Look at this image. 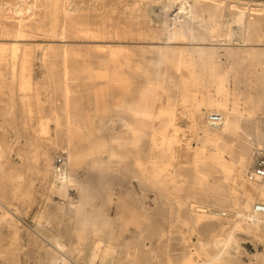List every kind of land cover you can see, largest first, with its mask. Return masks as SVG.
Segmentation results:
<instances>
[{"label": "rangeland", "instance_id": "obj_1", "mask_svg": "<svg viewBox=\"0 0 264 264\" xmlns=\"http://www.w3.org/2000/svg\"><path fill=\"white\" fill-rule=\"evenodd\" d=\"M24 1L0 0V264H264L241 217L264 203V6Z\"/></svg>", "mask_w": 264, "mask_h": 264}, {"label": "bare ground", "instance_id": "obj_2", "mask_svg": "<svg viewBox=\"0 0 264 264\" xmlns=\"http://www.w3.org/2000/svg\"><path fill=\"white\" fill-rule=\"evenodd\" d=\"M24 1V0H23ZM39 1V0H38ZM243 1V0H242ZM247 1V3H250V2H253L254 4H256L257 6L258 5H260V6H264V2L263 1H248V0H246ZM25 2V1H24ZM239 2H241V0H239ZM21 3H23L22 1H21ZM55 4V3H54ZM56 5V4H55ZM35 6V5H34ZM62 6H64V4L62 5ZM190 6V5H189ZM17 7H18V5H17ZM37 7V6H36ZM63 9V8H62ZM180 9V8H179ZM67 10V9H66ZM185 10V9H184ZM212 10V9H211ZM65 11V10H64ZM63 11V12H64ZM189 11V10H188ZM1 12V11H0ZM21 12H23V11H21ZM154 12V11H153ZM66 13V12H65ZM185 13V12H184ZM213 13V12H212ZM10 14V13H9ZM8 14V15H9ZM67 14V13H66ZM242 12H239V14L237 15V17L235 18V21H236V23H240L241 22V18H242ZM20 15V14H19ZM25 15H26V13H25ZM184 15V14H183ZM213 15V14H212ZM216 15V14H215ZM215 15H213V16H215ZM12 17H14V15L12 14L11 15ZM189 16V15H188ZM194 16V15H193ZM2 17V16H1ZM9 17V16H8ZM244 17V16H243ZM10 18V17H9ZM181 18H183V17H181ZM4 19V18H3ZM185 19V18H184ZM1 20V19H0ZM8 20V19H7ZM200 20V19H199ZM243 20V19H242ZM4 21V20H3ZM9 21H10V19H9ZM16 21V20H15ZM22 21V20H21ZM185 21H186V19H185ZM188 21V20H187ZM181 22V21H180ZM182 22H183V20H182ZM181 22V23H182ZM17 23V22H16ZM29 23V22H28ZM235 23V24H236ZM34 24V23H33ZM164 25V24H163ZM191 25V24H190ZM1 26H3V25H1ZM20 26V25H19ZM218 26V25H217ZM236 26V25H235ZM86 27V26H85ZM180 27H182V26H180ZM189 27V26H188ZM239 27V26H238ZM16 28H17V26H16ZM19 28V27H18ZM25 28V27H24ZM171 28V27H170ZM191 28H193V27H191ZM6 29H7V25H6ZM11 29L13 30L14 28H12L11 27ZM2 30V29H1ZM169 30V29H168ZM194 30V29H193ZM19 31V30H18ZM167 31V30H166ZM205 31V30H204ZM140 32V31H139ZM189 32H190V30H189ZM196 32V31H195ZM7 33V32H6ZM14 33V32H13ZM13 33H12V35H13ZM107 33V32H106ZM148 33V32H147ZM176 33V32H175ZM185 33V32H184ZM199 33V32H198ZM204 33V32H203ZM10 34V33H9ZM89 34V33H88ZM174 34V33H173ZM187 34H188V32L187 33H185V35L184 36H187ZM207 34V33H206ZM11 35V34H10ZM82 35V34H81ZM134 35V34H133ZM171 35V34H170ZM191 35V34H190ZM14 36V35H13ZM13 36H12V38H13ZM94 36V35H93ZM137 36V35H136ZM195 35H194V33H193V37H194ZM205 36V35H204ZM3 37V36H2ZM20 37H21V35H20ZM86 37V36H85ZM141 37V36H140ZM172 37V36H171ZM201 37V36H200ZM172 38H174V37H172ZM178 38H180V37H178ZM189 38V37H188ZM183 39H185L184 37H183ZM187 39V38H186ZM191 39V38H190ZM196 38H194V40H195ZM206 39V38H205ZM198 40H199V38H198ZM197 40V41H198ZM211 41V40H210ZM234 41V40H233ZM188 45V44H187ZM12 46H15V45H12ZM221 46V45H220ZM17 49V48H16ZM196 49V48H195ZM11 52V51H10ZM64 52V51H63ZM62 52V53H63ZM115 53V52H114ZM229 54V53H228ZM13 54H12V52H11V56H12ZM1 56V55H0ZM178 56V55H177ZM13 57H15V56H13ZM181 57V56H180ZM2 58V57H1ZM0 58V59H1ZM17 58V57H16ZM63 58V57H62ZM181 58H183V57H181ZM11 59H12V57H11ZM15 59V58H14ZM178 59V58H177ZM2 60V59H1ZM205 60V59H204ZM183 61H186V60H183ZM183 61H182V59H181V62L183 63ZM178 62V60L176 61V63ZM180 62V61H179ZM185 63V62H184ZM189 63V62H188ZM11 64V63H10ZM181 64V63H180ZM211 64V63H210ZM183 65V64H182ZM190 65V64H189ZM209 65V64H208ZM197 66V65H196ZM178 67V66H177ZM66 68V67H65ZM198 68V67H197ZM264 68V67H263ZM192 69V68H191ZM216 74V73H215ZM198 76V75H197ZM219 76V75H218ZM165 80V79H164ZM66 81V80H65ZM222 86V85H221ZM65 87V86H64ZM118 88V87H117ZM120 88V87H119ZM120 90V89H119ZM227 91V90H226ZM136 94V93H135ZM140 94V93H139ZM136 95H138V94H136ZM134 98H135V96H134ZM213 103V102H212ZM221 107H222V105H221ZM224 107V106H223ZM66 111V110H65ZM216 113H219L220 114V112L219 111H216ZM65 115V114H64ZM231 115V114H230ZM236 116V115H235ZM237 117V116H236ZM238 124V123H237ZM172 126V125H171ZM238 126V125H237ZM235 128V121L234 120H231V119H229V118H226L225 117V119H224V123H223V125H222V127L219 129V131H222V132H228V131H232L233 129ZM170 129V128H169ZM258 131V130H257ZM258 132H260L261 133V131H258ZM257 132V133H258ZM228 133H230V132H228ZM232 133V132H231ZM233 133H235V132H233ZM256 133V134H257ZM263 134V133H262ZM259 137V136H258ZM264 137V136H263ZM165 138V137H164ZM264 139V138H263ZM261 140V139H260ZM171 141V140H170ZM261 141H263V140H261ZM161 142V141H160ZM159 144V143H158ZM217 146V145H216ZM170 147V146H169ZM245 147V146H244ZM168 149V148H167ZM250 150V149H249ZM252 151V150H251ZM164 152V151H163ZM217 153V152H216ZM72 154V153H71ZM218 154V153H217ZM243 154V153H242ZM68 156H70V155H68ZM166 156V155H165ZM71 157V156H70ZM214 157V156H213ZM221 157V156H220ZM249 157V156H248ZM218 158V157H217ZM77 159V158H76ZM246 158H239L238 160H239V162H238V166H239V168L240 169H245V167L247 166V160H245ZM219 161V160H218ZM71 163V162H70ZM72 164V163H71ZM237 164V163H236ZM222 167V166H221ZM166 177V176H165ZM60 179V178H59ZM62 184V183H61ZM245 192L246 193H248L247 192V190H245ZM252 192V191H251ZM250 191H249V194L251 193ZM72 193V192H71ZM164 198V197H163ZM71 200V199H70ZM166 201V200H165ZM191 206V205H190ZM247 208V215L246 216H241V217H243L244 219H246V221L250 224V226L251 227H254V228H257V227H260V226H264V219H259V220H251L250 219V212H251V208H248V207H246ZM141 209V208H140ZM144 209V208H143ZM202 210V209H201ZM200 211V210H199ZM201 213H203L204 211H200ZM67 214V213H66ZM213 214V213H212ZM219 212H214V215L215 216H219ZM232 218V217H231ZM45 224V223H44ZM238 225V224H237ZM44 241V240H43ZM55 245H56V243H55ZM54 245V246H55ZM98 245V244H97ZM58 246V245H57ZM229 246V245H228ZM228 246H225V247H227L228 248ZM59 247V250H60V248H61V246H58ZM91 248V247H90ZM64 249V248H63ZM109 249V248H108ZM224 250H225V248H223ZM56 250H57V248H56ZM92 250V249H91ZM94 250V249H93ZM100 251V250H99ZM98 251V252H99ZM107 251V250H106ZM60 252H61V250H60ZM92 253H91V256H92V258H94V257H96L97 256V253L95 252V251H91ZM106 253V252H105ZM113 253V252H112ZM107 254H110L111 255V253H107ZM106 254V255H107ZM109 255V256H110ZM105 257V256H104ZM113 257V256H112ZM91 259V258H90ZM62 260V259H61ZM64 260V259H63ZM93 260H95V259H93ZM92 261V260H91ZM63 262V261H62ZM87 263V262H86ZM105 264V263H104Z\"/></svg>", "mask_w": 264, "mask_h": 264}, {"label": "built area", "instance_id": "obj_3", "mask_svg": "<svg viewBox=\"0 0 264 264\" xmlns=\"http://www.w3.org/2000/svg\"><path fill=\"white\" fill-rule=\"evenodd\" d=\"M223 123L224 117L219 113H209L206 116V124L210 130H219ZM246 180L252 184L264 182V150L257 149L254 151L252 164L246 172ZM221 215L226 216L225 213ZM250 219L254 221L264 219V203L253 204Z\"/></svg>", "mask_w": 264, "mask_h": 264}, {"label": "water", "instance_id": "obj_4", "mask_svg": "<svg viewBox=\"0 0 264 264\" xmlns=\"http://www.w3.org/2000/svg\"><path fill=\"white\" fill-rule=\"evenodd\" d=\"M248 1H263L264 2V0H248Z\"/></svg>", "mask_w": 264, "mask_h": 264}]
</instances>
